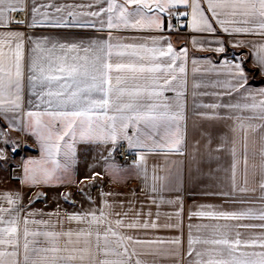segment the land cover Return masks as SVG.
Wrapping results in <instances>:
<instances>
[{"label": "snow or ice", "instance_id": "1", "mask_svg": "<svg viewBox=\"0 0 264 264\" xmlns=\"http://www.w3.org/2000/svg\"><path fill=\"white\" fill-rule=\"evenodd\" d=\"M94 5H106L96 10L76 11L73 6L56 7L57 13L66 11L65 16H55L50 19V13L42 8L52 7L33 3L30 19H19L18 15L27 17L26 0H0V28H7L16 23L21 27L35 28L79 27L91 28L100 32L109 30L107 40H90L74 43L34 41L32 51L47 53L42 57H30L27 65L28 103L38 109L28 110L25 130L28 135L36 137L41 148L40 159H30L24 164L22 184L30 187L38 185L52 186L62 183L61 172L67 173L75 165L76 144L111 145L108 150L105 171L116 173L118 168L114 162H109L121 142H126L127 149H147L148 151L180 152L182 143L180 121L183 117L181 97V81L175 74L177 69L184 72L183 61L187 50L178 53L167 42L166 37H148L150 41L143 44L113 43L112 29L156 30L164 31V21L161 14L175 17H190L187 27L192 32L215 35L216 26L227 35L252 34L264 36V0H94V3L79 5L81 9H92ZM206 5V9L204 7ZM183 7L184 11L178 9ZM190 10V11H189ZM81 17H91L92 20L81 21ZM183 24H181V27ZM168 31H178L173 24H168ZM31 40L32 38L29 37ZM127 38H117L123 40ZM196 43V41H193ZM218 46V54L226 49L220 40L210 41ZM233 47H243L244 43L235 42ZM253 63L264 74V44H253ZM83 53V55H81ZM113 56L119 58L113 60ZM124 58H127L126 60ZM24 33L8 31L0 33V115L7 118L22 111L25 63H24ZM179 62V63H178ZM193 63L197 61L193 60ZM239 57L235 61L225 58L219 68L213 66L210 71L221 72L227 77L217 81L223 85L225 93L231 95L242 89L247 93L245 99H252L251 104H211L205 107L240 110H258L254 116L247 119L264 120V89L258 93L248 91L247 72ZM199 87V85H197ZM174 92V102L165 95ZM207 95V93H205ZM219 95V94H217ZM243 95V93H242ZM257 96L261 99L257 100ZM237 119H243L237 117ZM15 128L16 125H11ZM245 128L244 124H240ZM253 131L259 126L247 125ZM264 139V138H262ZM247 137H245V141ZM0 143L7 144L9 140L0 134ZM247 144L245 143V179L247 185ZM13 151L16 145L13 144ZM261 165L259 170V188L264 193V147L261 148ZM144 153H138L137 169L144 161ZM235 156V148H233ZM0 149V159H3ZM99 173L85 179L94 180ZM236 165L233 163V192H255V188L237 189L235 183ZM255 176V173H253ZM155 190V189H153ZM102 195H104L102 193ZM220 195L229 197L232 194L222 192ZM0 199L6 201L8 208L0 206V264H131L132 257H137L136 264H142L141 253L134 245H152L169 243L179 246V237L170 240H140L131 235L118 232L120 229L157 228L155 221L147 220L142 224L132 221L125 224L124 219L112 221L111 213L105 208L111 205L104 203L99 214L93 210L87 214H70L69 221L85 222L88 228L78 231H48L37 228L29 230L28 225L35 224L48 227V221L29 220L38 213L26 214L23 223V244L19 228L20 211L16 207L19 198L4 195ZM39 199V197H38ZM68 200V197H65ZM264 204V195L259 197ZM35 203V201H33ZM172 203V201H169ZM244 203V201H241ZM211 209V210H204ZM51 215V214H50ZM120 215V214H116ZM127 216V212L123 214ZM140 214L137 213V216ZM150 215V213H149ZM159 215V214H158ZM180 216V211L175 213ZM192 216L211 220L242 221L259 220L264 222V207L247 208L240 211L215 210L213 206H201V210L192 212ZM115 224L116 228H113ZM54 227V226H53ZM103 227V231L101 228ZM164 227H176L165 225ZM192 227L191 225L189 226ZM208 228V225H203ZM261 229V233L253 234L250 239H241L239 231L232 238L233 228ZM200 226H197L199 230ZM213 238L206 239L189 234L188 255L195 252L193 264H264V223L239 225H213ZM31 237L32 239H29ZM43 237V242L38 239ZM94 237V242H93ZM110 237L112 238L110 240ZM194 244L212 245V248L196 250ZM131 252H129V247ZM22 249V251H21ZM163 251L157 249L150 254ZM168 254L177 257L179 247L167 250ZM207 256V259L204 257ZM22 257V258H21ZM114 258V259H113Z\"/></svg>", "mask_w": 264, "mask_h": 264}, {"label": "crops", "instance_id": "2", "mask_svg": "<svg viewBox=\"0 0 264 264\" xmlns=\"http://www.w3.org/2000/svg\"><path fill=\"white\" fill-rule=\"evenodd\" d=\"M122 2V0H118ZM33 3L37 7L51 5L52 7L42 8L41 11L50 13V19L55 16H65L66 11L57 13L56 7L71 5L76 11L96 10L106 5H94L92 9H81L77 6L94 3V0H26L27 17L25 14L18 15L19 19H30ZM206 9V5H204ZM184 11L183 7L178 9ZM190 11V10H189ZM162 15V14H161ZM163 16L164 31L156 30H133V29H112L113 43L143 44L150 41L148 37H166L162 44L166 46L171 42L173 48L180 53L181 49L187 50L186 59L183 61L184 72L177 69L176 75L181 81V103L183 107V119L180 121L182 143L180 152L170 151H148L147 149H131L129 151L137 154V161L134 164L119 163L115 159L119 145H126L121 142L113 152L109 162H114L119 171L109 173L105 171L108 150L111 145L98 144H76L75 165L69 172L59 173L63 177L62 183H55L52 186L38 185L30 187L22 184L24 177V164L30 159L41 158V148L36 137L28 135L25 130L27 117L24 113L28 110L36 111L34 106L28 103L30 97L28 92L27 65L30 57H42L47 55L39 50L32 51L35 47L34 41L42 42L47 39L49 42L74 43L90 40H107L109 30L96 31L91 28L79 27H53L46 24L35 28L21 27L16 23L10 24L7 28H0V33L8 31H19L24 33V63L25 80L23 92L22 111L14 116L9 113L7 118L0 115V134L9 143H0L4 158L0 159V197L10 195L14 199L19 198L17 208L22 209L19 216V228L21 233V245L23 244V220L27 213H38L36 216H29L28 219L48 221V227L29 224L31 231L41 228L48 231H78L88 228L85 222L69 221L70 214H87L95 210L97 215L106 202L111 205L105 208V212L111 213L109 219L115 221L124 219L125 224L138 220L141 224L144 221L151 223L155 221L157 228L120 229L118 232L131 235L140 240H170L179 237V246L169 243L152 245H134L137 252L141 253L139 259L142 264H193L196 259L195 252L188 255L189 234L193 238H213V225H239V224H260L259 220L224 221L198 218L190 214L201 210V206H213L215 210L240 211L247 208L259 209L264 207L259 200L261 192L259 188V170L261 165V148L264 147V128L257 127L255 131L247 125L259 126L264 120L247 117L254 116L258 110L228 109L224 107L211 108L204 105L211 104H251L252 99H245L247 93L242 89L240 92H233L231 95L224 94L223 85H216L217 81H224L227 77L222 72L210 71L213 66L218 69L221 61L227 58L235 61L236 57L243 60V67L247 72L248 91L258 93L264 89V74L253 63V44H264V36L252 34L227 35L219 26L215 25L214 36L207 33L192 32L187 27V20L190 17H182L179 23L173 17ZM81 21L92 20L91 17H81ZM173 24L178 31H168V24ZM181 24L183 26L181 27ZM29 37L32 39L30 40ZM117 38H127L117 40ZM220 40L226 51L218 54L214 50L218 45L210 41ZM196 41V43H193ZM243 42V47H233L235 42ZM183 55V53H180ZM83 55V53H81ZM119 58L113 56V60ZM125 60L127 58H124ZM193 60L197 63H193ZM179 63V62H178ZM199 85V87H197ZM207 93V95L205 94ZM243 93V95H242ZM219 94V95H217ZM165 95L174 102L175 93L166 92ZM261 97L257 96V100ZM242 117L243 119H237ZM245 128H241L240 124ZM11 125H16L15 128ZM245 137L247 140L245 141ZM245 143L247 144V167L249 183L245 185ZM13 144L16 151H13ZM235 148V156L233 155ZM138 153H144V161L137 169ZM236 165L235 183L237 189L247 187L255 188V192H233V163ZM99 173L94 180L85 179ZM255 173V176H253ZM155 189V190H153ZM222 192L231 193L229 197L220 195ZM102 193L104 195H102ZM39 197V199H38ZM68 197V200H65ZM35 201V203H33ZM172 201V203H169ZM244 201V203H241ZM0 206L8 208L6 201L0 199ZM211 210V209H204ZM180 211V216L175 213ZM127 212L125 217L123 214ZM120 215H116V214ZM137 213L140 215L137 216ZM150 213V215H149ZM51 214V215H50ZM159 214V215H158ZM175 225L176 227H164ZM192 226L191 228L189 226ZM203 225H208L204 228ZM54 226V227H53ZM197 226H200L197 230ZM103 231V227L101 228ZM239 231L243 235L241 239H250L253 234L261 233V229L233 228L232 238ZM29 239H32L29 237ZM42 242L43 237H39ZM112 238L110 237V240ZM94 242V237H93ZM129 247V252H131ZM179 247L180 254L173 257L168 254L169 249ZM196 250L212 248V245L194 244ZM157 249L163 251L157 254H150ZM22 251V249H21ZM22 258V257H21ZM114 259V258H113ZM137 257H132L131 264H136ZM207 259V256L204 257Z\"/></svg>", "mask_w": 264, "mask_h": 264}, {"label": "built area", "instance_id": "3", "mask_svg": "<svg viewBox=\"0 0 264 264\" xmlns=\"http://www.w3.org/2000/svg\"><path fill=\"white\" fill-rule=\"evenodd\" d=\"M174 20L177 22L176 18L173 17ZM180 21H182V17H180ZM115 159L119 163H130L134 164L137 161V154L135 152L129 151L125 145H119Z\"/></svg>", "mask_w": 264, "mask_h": 264}, {"label": "trees", "instance_id": "4", "mask_svg": "<svg viewBox=\"0 0 264 264\" xmlns=\"http://www.w3.org/2000/svg\"><path fill=\"white\" fill-rule=\"evenodd\" d=\"M258 84H263L264 85V82L263 81H259Z\"/></svg>", "mask_w": 264, "mask_h": 264}, {"label": "water", "instance_id": "5", "mask_svg": "<svg viewBox=\"0 0 264 264\" xmlns=\"http://www.w3.org/2000/svg\"><path fill=\"white\" fill-rule=\"evenodd\" d=\"M162 15H164V16H166V17L168 16L166 13H165V14H162Z\"/></svg>", "mask_w": 264, "mask_h": 264}]
</instances>
